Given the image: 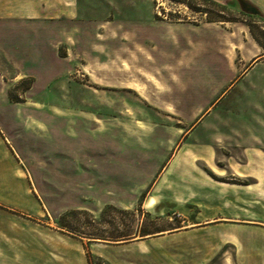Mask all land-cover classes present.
Segmentation results:
<instances>
[{"label": "rangeland", "instance_id": "obj_1", "mask_svg": "<svg viewBox=\"0 0 264 264\" xmlns=\"http://www.w3.org/2000/svg\"><path fill=\"white\" fill-rule=\"evenodd\" d=\"M76 2L78 20L65 32L66 42L53 48L66 58L61 78H52L54 66L42 48L34 64H15L12 45L20 37L15 30L0 32V45L8 48L0 46V128L9 141L4 140L8 148L0 141V204L16 211L0 207V217L6 227L22 228L21 240L0 235V264H42L44 257L51 264H264L263 224L217 226L194 235L191 229L201 226L195 224V209L185 208L177 222L152 221L140 190L142 181L160 171L156 162L167 161L195 126V137L203 130L254 135L246 149L264 154V64L240 77L254 62H264L254 39L264 46V19L243 13L234 0ZM213 19L229 21L227 29H239L240 40L246 36L245 65L233 44L224 70L217 59L210 64L197 54L177 64L189 31L170 24L190 29ZM29 70L37 82L32 75L16 79ZM223 147L217 174L204 162L201 169L216 181L253 184L252 178L234 175L244 164L240 152ZM85 150L99 153L91 163L103 165L100 174L94 168L81 172L78 156ZM127 152H149L150 159L132 169L121 159L113 169L112 156L125 158ZM248 210L264 217V209ZM225 212L239 216L234 209ZM177 226L190 232L133 243L80 237ZM1 247L18 249V255L13 259Z\"/></svg>", "mask_w": 264, "mask_h": 264}, {"label": "crops", "instance_id": "obj_2", "mask_svg": "<svg viewBox=\"0 0 264 264\" xmlns=\"http://www.w3.org/2000/svg\"><path fill=\"white\" fill-rule=\"evenodd\" d=\"M234 1L238 5L237 0ZM244 1L254 7L260 13V18L264 19V0ZM78 17L79 10L76 0H0V32L7 34L11 31L14 33L15 30L16 35L20 37V41L12 45L16 49L15 64H34V61L38 60L36 58L40 57L39 55L42 56L39 50L42 48L43 52L48 56L46 59L54 66L53 69L56 73L52 77L54 79L63 76L64 73L62 71L64 69H62V64L66 58L64 56L62 58L57 57V53H55L53 48H56L58 44L66 42L64 41V34L66 31H71L72 25L78 20ZM226 24V22L206 21L190 29H186L183 25L170 24V26H182L185 30L189 31L188 35H185L181 39L183 41V48L181 47L182 50L175 60L176 63L183 62L189 54H197L199 60L205 56L210 60V64L213 62L212 59H217V63L221 65V70H224L223 63L227 64L228 68L231 64L230 55L232 51L231 48L229 50L228 45L232 46L233 44L235 54L240 53L238 62H240V65H245L246 57L244 51L241 50V44H243V48H246L248 44L247 38L243 36V39L240 40L236 32L239 29H227ZM39 35H46V37L44 40L36 41L37 39L35 38ZM233 35L235 36V42L232 39ZM30 38H33V40ZM255 43L262 49V55H264L263 48L256 41ZM0 46L7 48L3 44ZM260 63L264 64L263 61L259 60L246 68L240 75L241 79L248 78L251 71ZM54 64L61 66L59 70ZM185 64L187 63L185 62ZM232 65L235 67V60ZM188 67L190 66L188 65ZM188 67L186 66L185 68ZM130 70L132 68H129ZM31 72L32 70L28 72L23 71V73L19 74L20 76L16 75V79L25 75L31 76ZM223 72L225 73V71ZM230 72L228 69V75L231 74ZM52 78L47 77L44 80H52ZM34 79L37 82V78L34 77ZM48 85L49 82H47L45 88H48ZM198 127L195 126L190 134L181 140V145L176 148L167 161H163L162 163L156 162L160 171H156L150 181L147 179L141 182L142 188L140 190H144V193H146L142 204V208H147L144 211L146 216L152 221L168 220L169 222H177L183 216L185 208L195 209L197 212L195 224L201 226L191 229L194 235H202L204 232L217 226L231 227L235 224L264 225L263 216H252L251 211L248 210L255 208L264 209V154L258 149H246L247 146H245V143L252 139L254 135L220 136L212 134V131L206 133L207 130H203L200 135L198 134L196 137L192 136L191 134ZM0 133L3 134V138L0 135V141L8 148L5 141H9L1 128ZM152 142L158 143L159 140L156 138ZM223 145L239 151L242 157L241 160L244 161V164L239 165L240 167L234 175L239 178H252L253 184L236 186L232 183L216 181L201 169L200 165L204 162L212 172L216 173L214 169L216 165L215 161L220 159V155H224L222 151L224 149ZM86 150L81 151L78 156L81 172L87 174L91 168H94L95 173L97 175L100 174L104 168L103 165L97 162L91 163L93 159H98L99 153L96 152L94 156L92 152L89 153ZM10 154L15 159V156L12 153ZM120 154L113 155L110 160V166L113 169L119 166L118 160L121 159L126 160V163H123L122 166L130 169L141 163L144 164L145 161L143 160L150 159L148 158L150 156L149 152L134 153L137 156L143 157H136L133 153L127 152L123 154L125 158H120ZM69 156H72V154L70 153ZM137 160L141 162H136ZM0 207L16 212L2 204H0ZM128 207L122 206L123 209H128ZM228 208L234 209L238 212L239 216L226 215L229 214L225 212ZM2 222L5 221L0 217V235H10L11 237H15L14 240H21L19 236L22 235V228L19 229L18 225H16L10 229ZM187 232L190 231H186L180 226L156 231L151 230L148 236L130 240L128 243L146 242L162 235H181ZM259 235H264V232ZM1 248L13 259H15L14 255H18V249ZM13 264L17 263L14 262ZM42 264H51V259L44 257Z\"/></svg>", "mask_w": 264, "mask_h": 264}, {"label": "trees", "instance_id": "obj_3", "mask_svg": "<svg viewBox=\"0 0 264 264\" xmlns=\"http://www.w3.org/2000/svg\"><path fill=\"white\" fill-rule=\"evenodd\" d=\"M209 22H229V21H225V20H218V19H213V20H208ZM255 41L263 48L264 50V46L260 43V41L256 38H254ZM110 209H116L114 207H109ZM107 208V209H109ZM151 233V230L148 229H144L143 227H140V229L133 234H126V235H120L117 237H111V238H99V237H87V236H80L81 238H87L91 241H103V242H112V243H122V242H129L130 240L136 239V238H143L145 236H148V234ZM84 235V234H83Z\"/></svg>", "mask_w": 264, "mask_h": 264}, {"label": "water", "instance_id": "obj_4", "mask_svg": "<svg viewBox=\"0 0 264 264\" xmlns=\"http://www.w3.org/2000/svg\"><path fill=\"white\" fill-rule=\"evenodd\" d=\"M237 3H238V6H239V9L243 13L251 15V16H255V17L256 16L261 17L260 13L254 7H252L247 2H245L244 0H237Z\"/></svg>", "mask_w": 264, "mask_h": 264}]
</instances>
